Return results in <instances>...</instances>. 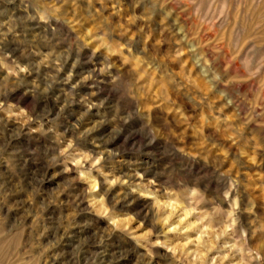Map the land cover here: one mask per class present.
<instances>
[{"label": "rangeland", "instance_id": "obj_1", "mask_svg": "<svg viewBox=\"0 0 264 264\" xmlns=\"http://www.w3.org/2000/svg\"><path fill=\"white\" fill-rule=\"evenodd\" d=\"M0 264H264V0H0Z\"/></svg>", "mask_w": 264, "mask_h": 264}, {"label": "bare ground", "instance_id": "obj_2", "mask_svg": "<svg viewBox=\"0 0 264 264\" xmlns=\"http://www.w3.org/2000/svg\"><path fill=\"white\" fill-rule=\"evenodd\" d=\"M93 125V124H92ZM90 128V127H89ZM110 139V138H109ZM144 164V163H143ZM141 167V166H140ZM96 179V178H95ZM96 183H97V181H96ZM128 196H130V195H128ZM128 196H124V197H122V199H121V201L122 202H126V201H129L130 200V198L131 197H128ZM121 198V197H120ZM133 198V197H132ZM118 199V198H117ZM117 201V200H116ZM115 202V201H114ZM105 251V250H104ZM110 252V251H109Z\"/></svg>", "mask_w": 264, "mask_h": 264}]
</instances>
